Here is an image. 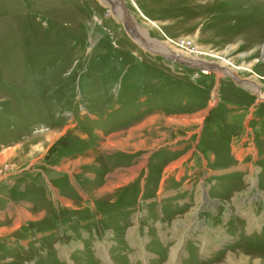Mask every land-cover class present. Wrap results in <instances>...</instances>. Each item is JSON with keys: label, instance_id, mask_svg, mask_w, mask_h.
Instances as JSON below:
<instances>
[{"label": "rangeland", "instance_id": "rangeland-1", "mask_svg": "<svg viewBox=\"0 0 264 264\" xmlns=\"http://www.w3.org/2000/svg\"><path fill=\"white\" fill-rule=\"evenodd\" d=\"M21 174L58 196L44 264H264V0H0V185ZM159 195L189 209L155 230Z\"/></svg>", "mask_w": 264, "mask_h": 264}, {"label": "crops", "instance_id": "crops-1", "mask_svg": "<svg viewBox=\"0 0 264 264\" xmlns=\"http://www.w3.org/2000/svg\"><path fill=\"white\" fill-rule=\"evenodd\" d=\"M29 169L31 170L30 167ZM24 174H21L19 177L16 176L15 179L12 180L8 179L7 182L3 181V183H1L0 185V264H6L5 261H10L8 264H15L14 261L19 258L20 255L30 253L34 254V261L36 264H44L47 250L51 248H49L46 241L48 240L47 238H49V231L44 226H41L42 224L38 225L37 227L33 225H36V223L39 222L41 217L45 214V212L42 210V207L47 204V200H50L51 202L54 201V197L55 199L56 197L58 198L57 193L55 192L54 187H52V185L50 184L49 188L54 192V195L47 196L46 193L42 189H40L39 185L34 182H30V178L25 177ZM171 174L173 177H171L172 179L179 180L176 172H171ZM261 180L263 183L262 178ZM76 183L77 182H75V180L71 176L66 177L65 186L68 191L69 197L71 195L77 196L79 194L78 189H75L77 185ZM169 187L167 186V189H164L165 194L170 195V193H173V190L170 191ZM184 187L185 188L183 189V191H185L186 189H190L186 184H184ZM201 190L203 191L204 189ZM202 193H204V191ZM176 196L177 195H174L172 198H169L168 196L167 198H165L166 201L161 199L160 195L157 196V198L153 199V204L150 211H152V215L155 221L163 219V217L165 216L162 208H164V211H171L172 213H178L179 210H183L184 212L189 209H186L187 207L182 208L186 200L179 199ZM239 198L240 197H237L236 202L234 203V208L236 209L237 213H232L230 215V217H233V219H235L234 217L240 218L241 214H243L241 212L239 213L238 211L240 209ZM169 199H171V203ZM254 199H256V201H259L261 198L257 199V197L254 196L253 201ZM155 200L157 201V204H155ZM62 204L64 205V203ZM159 205V216L154 217L155 208ZM87 207V209H89L90 211V204H88ZM55 208V210H57L58 206H55ZM126 209H128V207ZM213 210L215 211V208H213ZM243 212L245 211L243 210ZM255 213V215L262 214L263 217L264 209L256 210ZM37 216L40 217L38 218ZM184 217H186V220L184 222L185 224L182 223V231L185 235L184 239L187 241L190 239L191 235L186 234H191L192 231L195 232L198 231V229L195 226L192 228L189 226L192 223V213L189 212L187 213V215L185 214ZM203 218L204 217H202V220ZM180 222H178L179 224L175 223L176 228L174 230H171L173 234H177L178 229L182 227V224ZM157 223L161 226L159 227ZM201 223L202 226L205 225V222L202 221ZM163 224L165 223H159L158 221H156V224H154L155 230H160L161 228H163ZM217 231L218 229L216 230V232ZM58 233V229L55 227L53 228V231L50 232V235L52 234L53 236H56V234ZM83 233L85 234L84 231ZM178 240L180 241V239ZM52 242L53 241H51V243ZM52 247L57 249L58 246L54 242Z\"/></svg>", "mask_w": 264, "mask_h": 264}, {"label": "bare ground", "instance_id": "bare-ground-1", "mask_svg": "<svg viewBox=\"0 0 264 264\" xmlns=\"http://www.w3.org/2000/svg\"><path fill=\"white\" fill-rule=\"evenodd\" d=\"M153 25H154V22L152 23ZM216 55V54H215ZM180 58L182 57L183 58V56H181V55H178ZM175 57H177V55L175 54ZM193 59H195V60H193ZM221 60H222V63L224 64V65H226V64H230V61L229 60H225L224 58H221ZM179 61L181 62V63H183V64H186V63H195V64H198V65H200V66H202V70L201 71H203V70H206V69H209V70H213V69H216V70H218V68L219 69H221L222 67H220L219 65H217L216 63H214V62H207V61H203V60H197L196 58H192V59H189V58H184L183 60H180L179 59ZM186 62V63H185ZM207 64V65H206ZM189 67V66H188ZM192 68V67H191ZM237 68H239V67H235V66H233V69H237ZM230 73V72H229Z\"/></svg>", "mask_w": 264, "mask_h": 264}, {"label": "water", "instance_id": "water-1", "mask_svg": "<svg viewBox=\"0 0 264 264\" xmlns=\"http://www.w3.org/2000/svg\"><path fill=\"white\" fill-rule=\"evenodd\" d=\"M186 63V62H185ZM185 65L189 66V67H192L194 69H199V70H202V66L198 65V64H195V63H186ZM207 65V64H206Z\"/></svg>", "mask_w": 264, "mask_h": 264}]
</instances>
